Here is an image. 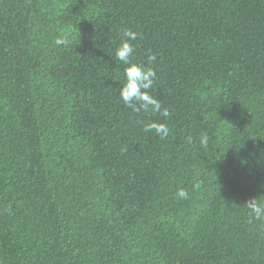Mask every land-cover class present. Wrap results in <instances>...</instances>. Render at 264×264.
<instances>
[{"label": "trees", "instance_id": "16d2710c", "mask_svg": "<svg viewBox=\"0 0 264 264\" xmlns=\"http://www.w3.org/2000/svg\"><path fill=\"white\" fill-rule=\"evenodd\" d=\"M124 29L168 117L120 98ZM253 198L264 0H0V264H264Z\"/></svg>", "mask_w": 264, "mask_h": 264}, {"label": "clouds", "instance_id": "9594fccd", "mask_svg": "<svg viewBox=\"0 0 264 264\" xmlns=\"http://www.w3.org/2000/svg\"><path fill=\"white\" fill-rule=\"evenodd\" d=\"M137 38L138 33L130 29H124L123 38L116 50L115 59L126 66L124 68L125 80L122 82L119 92L120 98L127 107L135 112L141 110L151 111L159 113L163 117H168L170 115L168 109L162 108L160 100L149 94V89L153 87L157 78L156 71L152 67H146L132 60L135 49L131 42ZM55 43L62 45L66 41L63 38H58ZM156 59L155 54H149L147 57L149 64ZM144 131H154L161 139H164L169 135L170 129L166 123L151 121L144 125ZM188 142H193L191 137L188 138ZM208 142V135L206 133L202 134L199 141L200 145L206 147ZM177 195L182 199L188 198V192L185 189L178 190ZM246 204L256 219H264V202H261L258 198H253Z\"/></svg>", "mask_w": 264, "mask_h": 264}]
</instances>
